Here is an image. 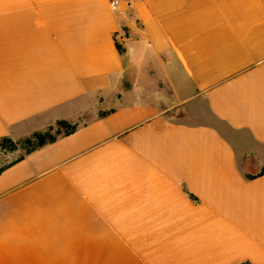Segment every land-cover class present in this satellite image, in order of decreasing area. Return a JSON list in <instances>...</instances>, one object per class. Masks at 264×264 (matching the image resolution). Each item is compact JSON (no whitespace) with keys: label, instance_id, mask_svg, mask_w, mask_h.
<instances>
[{"label":"crops","instance_id":"crops-1","mask_svg":"<svg viewBox=\"0 0 264 264\" xmlns=\"http://www.w3.org/2000/svg\"><path fill=\"white\" fill-rule=\"evenodd\" d=\"M59 120L0 264H264V0H0V138Z\"/></svg>","mask_w":264,"mask_h":264},{"label":"trees","instance_id":"trees-1","mask_svg":"<svg viewBox=\"0 0 264 264\" xmlns=\"http://www.w3.org/2000/svg\"><path fill=\"white\" fill-rule=\"evenodd\" d=\"M116 48L119 53L122 52V47L119 45H116ZM53 128H55L54 132ZM77 128V124L69 123L64 120H59L54 123V125L48 126L45 130L40 132H35L31 134L30 136L19 139V140H12L8 137L0 138V144L2 146V149L6 152H14L17 149H23L24 152L22 155L17 157L12 163L17 162L23 158V156L30 154L31 152L47 145L55 142L58 138L62 136H67L74 132ZM10 163V164H12ZM9 164V165H10ZM6 166L0 168V172L5 168ZM264 173V169H262L258 174L256 175H247L246 178L253 179L256 177L261 176ZM239 264H250L249 262H242Z\"/></svg>","mask_w":264,"mask_h":264},{"label":"built area","instance_id":"built-area-1","mask_svg":"<svg viewBox=\"0 0 264 264\" xmlns=\"http://www.w3.org/2000/svg\"><path fill=\"white\" fill-rule=\"evenodd\" d=\"M109 1L112 10L116 11L120 0H109ZM126 41H127L126 32L123 28L120 27V29L114 33V42L116 45L122 47L125 45Z\"/></svg>","mask_w":264,"mask_h":264},{"label":"rangeland","instance_id":"rangeland-1","mask_svg":"<svg viewBox=\"0 0 264 264\" xmlns=\"http://www.w3.org/2000/svg\"><path fill=\"white\" fill-rule=\"evenodd\" d=\"M85 118L88 119L89 117H85ZM54 130H55V128H53L52 132H54ZM23 152H24L23 149H17L14 152H6L2 149V146L0 144V168L4 167L11 160H14L15 158L22 155Z\"/></svg>","mask_w":264,"mask_h":264}]
</instances>
